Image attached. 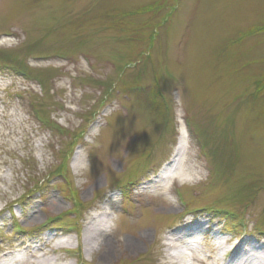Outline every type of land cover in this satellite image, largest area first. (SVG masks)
Here are the masks:
<instances>
[{"label":"rangeland","instance_id":"obj_1","mask_svg":"<svg viewBox=\"0 0 264 264\" xmlns=\"http://www.w3.org/2000/svg\"><path fill=\"white\" fill-rule=\"evenodd\" d=\"M229 226L264 239V0H0V264H213Z\"/></svg>","mask_w":264,"mask_h":264},{"label":"bare ground","instance_id":"obj_2","mask_svg":"<svg viewBox=\"0 0 264 264\" xmlns=\"http://www.w3.org/2000/svg\"><path fill=\"white\" fill-rule=\"evenodd\" d=\"M182 151V138H179L177 143V148L175 150V153L173 155V158L169 165H166L163 167L161 173L156 177L152 178L149 184H161L170 177H180L183 179V175L180 171V168L178 169L179 164V154ZM178 158V159H177ZM178 169V170H177ZM170 170V172H168ZM177 170V172H175ZM168 172V173H167ZM109 206L107 205V202L103 204L102 210L92 216V218L89 220L87 225V240L91 239L94 241H102L104 240V237L106 236L105 232L107 231V227L105 225V221L108 220L110 216ZM32 218H37V216L34 213H31ZM203 225L202 221L193 222V225H190L191 227L187 228L186 230H183L185 227H181L180 230H173L170 231L166 237L165 245L166 250L168 252V256L170 258H175V260H178L180 262L184 261L186 259L187 254H185L182 251H179L178 246L182 245V247L190 249V246L192 242H195L197 240H200L202 238L201 233V226ZM191 230V231H190ZM216 238H219L215 236ZM102 238V239H100ZM70 239V238H69ZM69 239L58 241L55 245L56 246H64L62 244H66V246H69L70 242ZM219 242L217 244L216 254L218 255L217 258H209V261L213 264H264V248L262 246L250 243L251 240L248 239H242L239 242H235L233 244H227V241H222V238H219ZM98 245V243H97ZM192 248V247H191ZM38 250L42 249V247H38ZM104 253V255H106ZM212 260V261H211ZM172 262H169V264H174ZM4 264H13L12 261L6 262Z\"/></svg>","mask_w":264,"mask_h":264},{"label":"trees","instance_id":"obj_3","mask_svg":"<svg viewBox=\"0 0 264 264\" xmlns=\"http://www.w3.org/2000/svg\"><path fill=\"white\" fill-rule=\"evenodd\" d=\"M262 82L260 81L258 84H257V87H262Z\"/></svg>","mask_w":264,"mask_h":264}]
</instances>
